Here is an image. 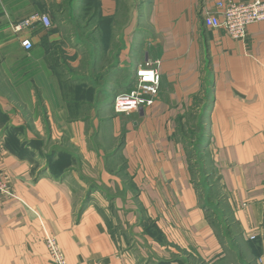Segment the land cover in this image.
Listing matches in <instances>:
<instances>
[{
    "label": "crops",
    "instance_id": "1",
    "mask_svg": "<svg viewBox=\"0 0 264 264\" xmlns=\"http://www.w3.org/2000/svg\"><path fill=\"white\" fill-rule=\"evenodd\" d=\"M95 1L78 37L52 19L47 3L61 0H0V173L14 195L0 197V264H52L45 232L67 264H264V20L233 40L202 18L218 1L249 0H147L143 20L121 25L117 0ZM38 10L51 27L11 31ZM146 59L158 61L157 98L115 114L113 95ZM205 88L230 245L177 134Z\"/></svg>",
    "mask_w": 264,
    "mask_h": 264
},
{
    "label": "built area",
    "instance_id": "2",
    "mask_svg": "<svg viewBox=\"0 0 264 264\" xmlns=\"http://www.w3.org/2000/svg\"><path fill=\"white\" fill-rule=\"evenodd\" d=\"M264 20V0L247 2L218 1L214 5V13L202 18L204 26L223 28L233 40H242L246 27L254 22ZM49 28L52 20L46 10L32 12L27 17L10 22L11 31L17 35L29 31L34 26ZM20 45L29 50L32 41L29 36L20 39ZM160 89V73L158 61L144 60L137 64L134 71L126 79V87L117 91L112 99V111L115 114H130L141 108L150 107L158 96ZM0 197H14L9 183L0 173ZM44 242L54 264H67L55 237L45 232Z\"/></svg>",
    "mask_w": 264,
    "mask_h": 264
},
{
    "label": "rangeland",
    "instance_id": "3",
    "mask_svg": "<svg viewBox=\"0 0 264 264\" xmlns=\"http://www.w3.org/2000/svg\"><path fill=\"white\" fill-rule=\"evenodd\" d=\"M47 4L52 19L56 24L60 23L61 21H66V23H68L67 28L68 30H70V32L76 34L78 37H86V31H82L77 26L81 22V19L73 18L74 12L72 3L70 4L69 0H61L60 4ZM146 5L147 0H117V14L113 22L119 25H121L122 23H128L132 17L135 18L140 13L143 20L144 8ZM100 36L101 33H99V36L97 35L96 37L98 38ZM107 36L108 38H112L111 32H108L104 29L102 32V37ZM204 65H206L205 61ZM206 92L207 88H205V94L200 99V108L195 110L193 109V111H190L185 115L183 121L179 125L177 134L182 138L186 146V150L190 160V170L192 174L191 176L194 185L198 190L200 202L204 205L206 214L208 215L209 219L216 226L218 234L226 243H228V245H230L232 244V236L229 229L231 225V217L229 215L228 209L223 204L224 192L222 190V186L218 179L217 173L215 172L213 167L212 151L209 147L210 143L208 140V135L206 133L208 116V107L206 105H208V102L210 100V97ZM48 255L51 263L54 264L49 253ZM185 262L186 264H197V261L194 260L191 256L185 257Z\"/></svg>",
    "mask_w": 264,
    "mask_h": 264
},
{
    "label": "trees",
    "instance_id": "4",
    "mask_svg": "<svg viewBox=\"0 0 264 264\" xmlns=\"http://www.w3.org/2000/svg\"><path fill=\"white\" fill-rule=\"evenodd\" d=\"M78 1H84L85 4H83L84 6V11L83 13L79 16V19H81V21L83 22H86L88 20H91L94 18L93 16V13L95 12L96 8L98 7V2L95 1V0H69L70 4L72 3V8L73 10H75L77 8V3ZM70 6V5H69ZM92 11V12H91ZM90 13V14H89ZM89 14V15H88ZM113 21V20H112ZM109 22V21H108ZM105 24L107 23L106 20H100V24ZM105 29V27L103 28ZM208 95H209V92L207 91L206 92ZM205 94V90L204 92L202 93V95L198 96L195 101H194V110L195 109H199L200 106H199V102H200V99L203 97V95ZM207 106V105H206ZM204 108V107H203ZM205 109V108H204ZM179 128V127H178ZM188 154V153H187ZM188 160H189V155H188ZM189 163H190V160H189ZM190 167V165H189ZM190 173H191V170H190ZM192 175V174H191Z\"/></svg>",
    "mask_w": 264,
    "mask_h": 264
}]
</instances>
